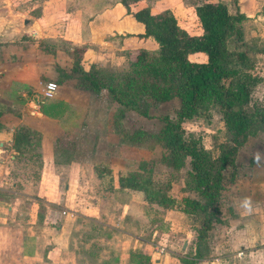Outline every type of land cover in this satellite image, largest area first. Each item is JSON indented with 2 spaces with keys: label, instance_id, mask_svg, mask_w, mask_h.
Instances as JSON below:
<instances>
[{
  "label": "crops",
  "instance_id": "crops-1",
  "mask_svg": "<svg viewBox=\"0 0 264 264\" xmlns=\"http://www.w3.org/2000/svg\"><path fill=\"white\" fill-rule=\"evenodd\" d=\"M42 2L40 8L28 2L10 10L7 0H0V48L12 42L9 35L86 45L84 59L105 71L123 66L134 40H148L137 37L142 25L118 0L97 7L87 1L82 7L79 0ZM242 4L238 0L247 21ZM137 5L149 6L142 0ZM27 48L15 49L12 61L0 49V264H129L132 253L149 264H182L196 248L191 219L148 206L141 193L116 187L111 171L123 166L112 162L106 145L101 149L94 127L105 118L97 113L101 98L72 82L54 83L53 98H42L41 79L54 82V67L66 68L69 60L37 50L31 62L24 59L33 53ZM18 128L39 142L38 177L29 171L31 162L16 177L10 175ZM20 152L33 153L29 147ZM254 159L224 192L233 216L220 235L216 227L209 231L204 247L211 256L198 264H264V158ZM98 167L110 172L97 175Z\"/></svg>",
  "mask_w": 264,
  "mask_h": 264
},
{
  "label": "trees",
  "instance_id": "trees-1",
  "mask_svg": "<svg viewBox=\"0 0 264 264\" xmlns=\"http://www.w3.org/2000/svg\"><path fill=\"white\" fill-rule=\"evenodd\" d=\"M139 1L118 0V3L142 25L143 34L137 37L152 40L155 49L128 53L121 76L108 79L102 70L89 64L83 57L88 50L86 45L72 46L58 39L26 40L41 53L55 56V49L59 48L68 57L69 66L54 67L55 84L72 82L75 89L95 96L106 90L111 102L134 109L143 117L145 110L138 109L143 99H150L152 104L178 99L174 117L160 119L156 140L167 151L162 162L172 171H178L187 162L189 170L183 192L193 193V197L180 201L170 197L169 183L160 185L151 180L152 166L148 162L126 172L116 170L113 178L118 189L141 193L148 206L156 205L198 219V226L193 228L194 253L180 260L182 264H198L209 231L215 224H224L223 172L232 165L237 149L248 137L264 132V104L250 101L251 91L261 79L253 71L250 49L244 39L246 17L239 11L238 0H190L196 29L191 35L177 24L169 10L153 12L149 6L138 8ZM253 42L254 46L256 40ZM257 53L264 54V49ZM211 105H217L223 125V142L219 143L215 157L200 142L186 141L182 128L184 121L204 114ZM38 146V140L24 128L14 131L11 148L15 152V165L11 177L28 169L30 162L34 168L29 171L38 177L35 168L39 167L35 165ZM28 147L33 153L26 157L20 150ZM95 172L98 175L110 171L98 167ZM228 211L232 214L231 209ZM129 264H149V260L132 253Z\"/></svg>",
  "mask_w": 264,
  "mask_h": 264
},
{
  "label": "rangeland",
  "instance_id": "rangeland-1",
  "mask_svg": "<svg viewBox=\"0 0 264 264\" xmlns=\"http://www.w3.org/2000/svg\"><path fill=\"white\" fill-rule=\"evenodd\" d=\"M42 1L43 0H7V4H9L10 10L24 7L29 3L40 8L43 4ZM84 1H87V6L92 4V7H97V4L103 5L113 3L116 0H79L80 6L83 7ZM242 1L243 4L241 8L248 17V20L244 22L243 25V30L245 32L244 39L250 49L249 55L253 61V71L261 79L260 83L256 84L252 89L250 101L251 103L257 102L264 104V54L257 53L259 49H264V0ZM142 2L149 5L153 11H162L164 8L168 7L170 9L169 11L175 17L177 24L182 29L186 30L190 35L195 33V17L193 8L190 6V0H142ZM84 12L88 15L87 9ZM250 31H253L252 34ZM22 39V41L26 43L20 41L21 38L19 36L13 37L9 35L8 40H12V42L6 43L3 47V49L6 50V61H12V58H15V49L20 47L27 50V47L30 46L33 48H31L33 53L29 54V56L24 59L30 61L35 60L33 59V55L38 49L30 45L26 40L27 38L22 37ZM252 41L255 42H253L255 44L254 46ZM0 49L3 50L2 47ZM132 49L133 51L138 49L153 51L155 49V44L149 39L146 41L134 40ZM38 53L39 55H46L39 50ZM54 53H57L60 59L64 57L68 59L66 54L59 50V48H56ZM48 56L54 57V55ZM44 70H47L48 73L50 72L49 68H44ZM124 70L125 63L123 66H120L118 70L105 69L102 74L108 77V79H111L115 75L121 76ZM45 77V81L41 82L42 85L49 82L47 80L50 78L48 76ZM96 96L101 98V106L97 113L105 118H103L102 123H96V125L101 124V127H94L100 134L101 149H105L103 147L106 145V148L110 151L112 162H114L115 165L123 166L122 172L133 170L135 166L141 162H148L152 166L151 180L160 185L169 183V191L167 194L170 197L174 198L176 201H180L183 197L192 198L193 193L183 192L184 183L187 178L186 175L189 170L187 162H185L183 167L178 171H172L162 162L167 151H165L156 140V134L161 127L160 119L165 116L168 118L174 117V113L179 105L178 99L173 98L158 104H152L150 99H143L138 107L140 111L145 110L146 117H143L134 109L123 108L111 102L106 90L101 91ZM220 119L217 105L209 106L204 114L182 123L185 140L200 142L202 147L208 150L212 157H215L217 155L219 143L223 142V125ZM256 155L264 158V132L262 131H258L253 136L246 139L237 149L232 165L227 166L223 172L225 186L222 191L221 218L224 224L213 225L212 229L215 227V229H218L215 230L217 231V235H220V229H223V227L227 225L228 219L233 216V214H230L228 211L231 207L228 204V198L224 192L227 190L228 186L235 184L239 173L247 171L246 169L256 162L254 159V157H257ZM115 171L116 170L111 171L113 176ZM189 218L192 223H187L192 224L193 228L197 227L198 219ZM201 251L203 256L202 259H204V257L207 258L208 255L211 256V251L207 252L205 247L201 248Z\"/></svg>",
  "mask_w": 264,
  "mask_h": 264
},
{
  "label": "built area",
  "instance_id": "built-area-1",
  "mask_svg": "<svg viewBox=\"0 0 264 264\" xmlns=\"http://www.w3.org/2000/svg\"><path fill=\"white\" fill-rule=\"evenodd\" d=\"M57 89V86L52 83V82H48L45 85H43V87L41 88V96L44 99H51L53 98L55 91ZM62 214H64L62 212ZM159 252H162L163 250L161 248L158 249Z\"/></svg>",
  "mask_w": 264,
  "mask_h": 264
}]
</instances>
